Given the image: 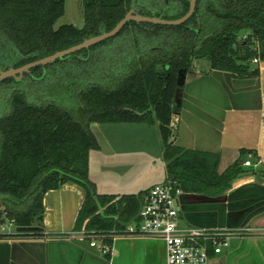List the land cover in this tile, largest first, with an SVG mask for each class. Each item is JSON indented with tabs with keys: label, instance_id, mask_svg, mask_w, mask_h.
Here are the masks:
<instances>
[{
	"label": "trees",
	"instance_id": "trees-1",
	"mask_svg": "<svg viewBox=\"0 0 264 264\" xmlns=\"http://www.w3.org/2000/svg\"><path fill=\"white\" fill-rule=\"evenodd\" d=\"M64 8L65 0H0V68L19 67L109 31L130 9L179 18L189 0H83L84 25L55 29ZM122 40L125 66L112 82L106 78L78 89L79 115L54 98L31 102L17 88L10 90L9 111L0 116V217L5 211L15 233L0 237L43 236L44 194L73 181L85 190L73 229L106 234L102 244L109 247L104 254L109 258V235L136 219L147 189L120 195L96 191L89 178V152L99 148L92 123H157L166 178L183 191L219 194L253 172L242 162L248 155L257 162L255 151L242 150L244 158L219 172L218 154L174 144L172 122L180 109L174 103L178 70L191 72L196 59L235 77L259 75L253 58L264 61V0H197L193 14L179 25L129 21L114 36L67 58ZM8 82L17 84L13 77L0 84Z\"/></svg>",
	"mask_w": 264,
	"mask_h": 264
},
{
	"label": "crops",
	"instance_id": "crops-1",
	"mask_svg": "<svg viewBox=\"0 0 264 264\" xmlns=\"http://www.w3.org/2000/svg\"><path fill=\"white\" fill-rule=\"evenodd\" d=\"M206 63L203 58L196 59L193 68L200 69L186 73L187 88L182 90L181 106L172 122L174 144L218 154L219 172L236 159L244 158L242 150L255 151L259 164L245 167L253 172L240 176L219 194L183 191L178 198L179 222L182 226L230 230L248 227L249 233L230 237L228 246L220 254L213 255L209 264H264V61L254 64L259 66V75L250 77H235L227 71L210 70ZM98 124L104 125L101 128L104 141L113 151L109 157L121 162H134L139 157V151H135L140 145L125 152L117 149L116 143L125 134L134 143L136 138L140 142L148 131L138 125L147 124ZM94 136L99 148L89 152V178L96 191L128 194L122 191L125 190L123 182L115 179L118 174L114 178L109 176L106 182L107 178L99 168L92 171V154L103 152V145ZM159 142L162 156L161 136ZM131 167L135 164L132 163ZM84 197V188L73 181L48 190L43 196L45 234L39 237H0V264H166L165 245L159 239L115 235L107 258L87 240L67 237L66 234L75 231L73 227Z\"/></svg>",
	"mask_w": 264,
	"mask_h": 264
},
{
	"label": "rangeland",
	"instance_id": "rangeland-1",
	"mask_svg": "<svg viewBox=\"0 0 264 264\" xmlns=\"http://www.w3.org/2000/svg\"><path fill=\"white\" fill-rule=\"evenodd\" d=\"M63 24H72L78 28L84 25L83 0H65L64 13L55 22L54 28L56 29ZM125 45V40L102 44L96 49L78 55L77 58L69 57L52 62L50 65L42 67L40 71H36L34 75L30 74L24 79L16 80L17 84L16 82L0 84V116L9 111L10 99L8 95L12 88H17L31 102L38 103L54 98L70 109L72 113L79 115L78 89L92 82H102L106 78L111 82L115 80L111 76H116L125 66ZM10 67L13 66L10 65ZM193 69L198 71L200 68ZM184 88H187L185 83ZM103 126L98 123L90 125L91 131L103 145L102 153L94 152L91 156L92 171L99 168V172L107 178L106 182H108L109 176L114 178L118 174L119 176L117 175L118 177L115 179L123 182V189L125 190L122 191L124 193H138V191L154 183H161L165 180L166 172L164 160L160 156L161 142H159L158 124L154 126L138 125V127L148 131L145 136L141 137L140 142L136 138V143H134L132 139L128 138V134L119 138L116 148L121 149L120 151L131 152L130 147L140 145V148L135 151H139L137 153L139 157L134 162L115 161L114 158L109 157V155H113V151L104 141V134L101 129ZM132 163L135 164L133 168L131 167Z\"/></svg>",
	"mask_w": 264,
	"mask_h": 264
},
{
	"label": "built area",
	"instance_id": "built-area-1",
	"mask_svg": "<svg viewBox=\"0 0 264 264\" xmlns=\"http://www.w3.org/2000/svg\"><path fill=\"white\" fill-rule=\"evenodd\" d=\"M257 63L258 59L253 58ZM251 155L243 160L242 166L256 167ZM183 192L178 182L172 178H165L161 183L149 187L142 197L137 217L128 223L119 233L110 234L143 236L159 239L164 242L166 264H209L213 255L220 254L228 246L229 238L233 235L249 233L248 227L238 230L223 228H203L182 226L180 224V209L178 198ZM0 232L12 235L15 233L12 219L2 210ZM106 234H94L86 231H73L67 234L78 240H87L91 247H97L102 253L109 251V247L102 244Z\"/></svg>",
	"mask_w": 264,
	"mask_h": 264
},
{
	"label": "water",
	"instance_id": "water-1",
	"mask_svg": "<svg viewBox=\"0 0 264 264\" xmlns=\"http://www.w3.org/2000/svg\"><path fill=\"white\" fill-rule=\"evenodd\" d=\"M197 0H189V9L188 11L181 17L176 19H167L164 18L163 15L159 16H149L144 15L141 13H138L134 9H130L124 16L119 20V22L109 31L102 32L98 35L91 36L88 38H85L82 42L75 44L69 48L59 50L54 52L51 55L45 56L43 58L25 63L19 67H9L5 70L0 68V82L13 77L15 80L19 81L24 73H29L30 70L33 67L42 65L45 66L49 63L54 62L57 59H65L72 53L79 51L84 48H88L94 44H97L107 38H110L114 36L122 27L124 24H126L129 21H135V22H149L153 24H160V25H179L183 22H185L194 12L195 5ZM185 77H186V69L180 68L177 73L176 78V89L174 93V103L176 106H181L182 101V94H183V85L185 83Z\"/></svg>",
	"mask_w": 264,
	"mask_h": 264
},
{
	"label": "flooded vegetation",
	"instance_id": "flooded-vegetation-1",
	"mask_svg": "<svg viewBox=\"0 0 264 264\" xmlns=\"http://www.w3.org/2000/svg\"><path fill=\"white\" fill-rule=\"evenodd\" d=\"M26 74H27V73H26ZM28 74L30 75V73H28ZM24 77H25V73L23 74V77H22V78L24 79ZM22 78H21V79H22Z\"/></svg>",
	"mask_w": 264,
	"mask_h": 264
}]
</instances>
